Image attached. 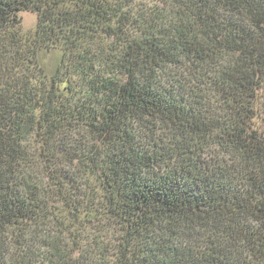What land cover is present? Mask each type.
<instances>
[{"label": "trees", "instance_id": "trees-1", "mask_svg": "<svg viewBox=\"0 0 264 264\" xmlns=\"http://www.w3.org/2000/svg\"><path fill=\"white\" fill-rule=\"evenodd\" d=\"M0 264H264V0H0Z\"/></svg>", "mask_w": 264, "mask_h": 264}, {"label": "rangeland", "instance_id": "rangeland-1", "mask_svg": "<svg viewBox=\"0 0 264 264\" xmlns=\"http://www.w3.org/2000/svg\"><path fill=\"white\" fill-rule=\"evenodd\" d=\"M146 1H150V0H146ZM19 16L21 18V23H20L21 32L25 35L33 33V31L35 30L36 24H37L36 13L29 11V10L21 11L19 13ZM38 57H39V62L41 64V66L43 67V69L45 70L46 74L48 76H52L55 73L57 66L61 61L62 53L59 49H50L49 51L42 50L39 52ZM34 167L36 168V170L38 172H40L39 171L40 169L38 170L37 166L34 165ZM57 207H58L57 204L56 205L52 204L49 212H52L53 214L56 213ZM52 213H51V215H52ZM52 216H50L49 218H52ZM61 216H62V214H61ZM45 222H47V224L43 223L42 227L41 226L38 227L37 228L38 230L36 231V233L33 236H30V237L27 236L28 241L32 246V250H34L36 255L41 254L43 252V250L46 251V246L44 244V242H46V239H47L46 234L49 235V233L54 232V229H56L55 224L53 222L50 223L49 220L45 221ZM56 227H58V226H56ZM27 228L28 229L26 230V233H29L31 231V229L29 227H27ZM14 243L12 246L11 245L9 246V255L10 256H14V254H16L15 250L18 249V251H20V248L19 247L16 248L14 246Z\"/></svg>", "mask_w": 264, "mask_h": 264}]
</instances>
